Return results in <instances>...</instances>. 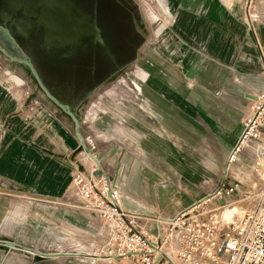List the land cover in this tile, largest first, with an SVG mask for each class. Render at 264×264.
I'll return each instance as SVG.
<instances>
[{
	"label": "rangeland",
	"instance_id": "obj_1",
	"mask_svg": "<svg viewBox=\"0 0 264 264\" xmlns=\"http://www.w3.org/2000/svg\"><path fill=\"white\" fill-rule=\"evenodd\" d=\"M110 1L75 4L92 13L96 26L107 29L111 57L88 35L83 49L68 53L67 43L44 46V24L23 36L14 30L15 13L0 18V26L9 31L42 84L76 113L79 132L99 161L97 168L84 154L73 122L45 96L28 67L0 51V88L6 93L0 99L11 108L0 121V150L13 131L61 160L68 178L63 192L44 195L0 176V264H133L141 254L95 261L85 256L114 254L118 242L110 239L98 208L89 200L101 196L103 174L115 186L129 224L144 239H154L159 224H167L158 223V218L171 219L219 186L222 169L257 106L242 93L263 94L264 57L259 46L260 55L249 56L248 34L238 45L228 42L217 52L201 38L205 32L197 27L202 20L195 21L209 5L203 8L197 0H127L146 33L138 42L130 13L126 18ZM225 1L229 5L231 0ZM242 1L250 26L264 28V0ZM184 18L187 24L182 27ZM254 143L243 146L229 163L231 171L238 174V165L245 163ZM236 178L241 180L239 174ZM85 189L91 197L84 196ZM238 199L217 196L202 207L216 209L212 213L217 215L235 208L238 215L244 208ZM3 242L67 255L32 258Z\"/></svg>",
	"mask_w": 264,
	"mask_h": 264
},
{
	"label": "built area",
	"instance_id": "obj_2",
	"mask_svg": "<svg viewBox=\"0 0 264 264\" xmlns=\"http://www.w3.org/2000/svg\"><path fill=\"white\" fill-rule=\"evenodd\" d=\"M257 106L247 117L246 123L229 156L224 179L192 211L183 210L165 227L159 224V238H143L133 231L114 208L118 203L107 192L111 189L105 181L101 196L90 200L98 208L110 239L116 242V258L128 254H141L133 264H264V94L258 96ZM251 148V163L238 168L241 180L226 184L229 163L243 149V142H255ZM85 189L86 198L91 193ZM111 195L113 192L111 191ZM238 196L244 208L238 215L226 219L223 214L212 213L202 207L217 196ZM118 205V204H117ZM123 214V212H122ZM124 215V214H123ZM135 228V227H134ZM158 250L149 243H157Z\"/></svg>",
	"mask_w": 264,
	"mask_h": 264
},
{
	"label": "crops",
	"instance_id": "obj_3",
	"mask_svg": "<svg viewBox=\"0 0 264 264\" xmlns=\"http://www.w3.org/2000/svg\"><path fill=\"white\" fill-rule=\"evenodd\" d=\"M197 1L202 3L203 8L209 5L208 9L201 12L195 22L196 24H198L202 20V22L198 24L199 27H197L199 31L205 32L201 38L205 37V40L209 41L208 44L216 48V52L217 49L220 50V47L226 46L228 42H232V45H234L235 43L236 45H238L239 40L243 39L245 35L247 36L248 34V38L251 41V48L249 49L251 54H249V56L256 57L260 55L257 47L259 46L261 54L264 57V28H259L260 25H257L255 27L254 24L250 26V22L248 21L247 15L244 12L245 2H243L242 0H231V6H235L232 9L230 8V4L228 5L225 0ZM252 1L253 0H250V4L252 3ZM186 24L187 23L184 18L182 27L186 26ZM246 28H248V31H246ZM194 29L195 28H192V30ZM241 61H243V59ZM255 89L257 90L258 88L256 87ZM261 92H263L264 94V86H261ZM1 95H6L4 88H0V96ZM248 96L254 97L255 100L258 97L256 95L254 96L251 94L242 93V98L246 101L249 98ZM240 105H244V103L242 102L240 103ZM8 107L9 105L2 99H0L1 122H4L7 119V116L11 110V108ZM11 123L13 124L12 120ZM61 135L65 141H67L69 144H72V141L68 136H64L63 134ZM39 145L38 143H34L30 138L27 139L24 136H19L13 131H10V133L6 134L3 144L4 148L0 150V176L10 180L17 187L24 190H35L44 195H58L67 187L68 178L66 177V167L61 160H56L55 158L44 154V151H42L43 148H41ZM246 146L248 147L249 145L246 144L245 147ZM250 153L247 157V160L244 161L245 163H240V165H238L237 170L240 166L248 165L251 163ZM234 160H236V156ZM226 166L227 164H225L224 168L222 169L223 176L218 182L219 185L224 179V169L226 168ZM237 176L238 174L231 171L229 168L225 183L227 185L233 184L234 179H238L236 178ZM216 188H214V190ZM112 192L113 195L117 194V191L115 189ZM191 205L192 203L179 212L186 210ZM118 206L124 214V210L120 206L119 202ZM178 213H175L173 216L168 218H174ZM125 217L127 216L125 215ZM62 259L64 261L65 258ZM90 259L95 261L107 259V257L100 259ZM60 264L68 263L61 262ZM83 264L90 263L84 262Z\"/></svg>",
	"mask_w": 264,
	"mask_h": 264
},
{
	"label": "bare ground",
	"instance_id": "obj_4",
	"mask_svg": "<svg viewBox=\"0 0 264 264\" xmlns=\"http://www.w3.org/2000/svg\"><path fill=\"white\" fill-rule=\"evenodd\" d=\"M3 6H4V9L0 11V18L3 20H7L10 17V15L15 13L16 17L14 19V30L20 35L25 36L30 30H34L38 28L40 24H44L46 26V29H45L46 36L44 38V43H43L45 47H48L51 42L56 43V45H63L67 43L69 45L67 52L75 53L76 51L83 49L85 45L84 35L89 36L90 34H93L96 38H98V36L96 35L97 33L96 30H93V29L88 30V29H84L80 27L79 24L82 21L81 19L79 20L76 19V17L74 16L75 14L72 12L73 4L69 3L67 0H3ZM39 9H40V12H38ZM102 48L106 49L103 44H102ZM72 113L76 116V113L74 112ZM78 144L81 150L84 152V150L82 149L80 145L79 140H78ZM242 144L243 146H245L247 143L243 142ZM88 150L90 151L89 148ZM88 159L90 158L88 157ZM94 165L96 166L95 163ZM96 167L98 168L99 166H96ZM111 187H112L111 191H113L115 189V186L113 187V184H111ZM112 197L114 198L115 196L112 195ZM199 204L200 203H195L193 206L190 207L189 210L192 211ZM187 209L186 211H189ZM233 211L234 210L225 211L223 212V216L226 219H229L230 216L233 215L234 213ZM124 218L127 221L125 215H124ZM170 221L171 219H161V218L158 219V223H161V222L169 223ZM127 224L130 226L128 221H127ZM132 230L136 231L138 233V236L143 238V241L145 240L144 237H142V235L137 230H134L133 228ZM150 246L158 250L157 243H152V245ZM12 249L16 252H23L26 255H30L32 258L42 259L41 257H38L37 255L28 253L26 251H21L20 249H16V248L15 249L12 248ZM137 254H133V255L128 254L125 257L127 258L135 257L136 258L139 256ZM85 256L89 258H93V259H100V258H106V257L110 259H114V260L119 259V258L114 257L115 254H109L107 256H100V255H85Z\"/></svg>",
	"mask_w": 264,
	"mask_h": 264
},
{
	"label": "water",
	"instance_id": "obj_5",
	"mask_svg": "<svg viewBox=\"0 0 264 264\" xmlns=\"http://www.w3.org/2000/svg\"><path fill=\"white\" fill-rule=\"evenodd\" d=\"M0 51L5 56L11 58L12 60L19 61L20 63H22L23 65L28 67L31 75L33 76V78L37 82V84L40 87V89L44 92L45 96L49 100H51L55 105H57L62 110V112H64L71 119V121L74 124V132H75L76 138L79 140L82 149L84 150L85 154L90 158V160H92L96 164V166H99L98 161L93 156V154L88 150V148L86 146V143H85L83 137L81 136V134L79 132V124H78V120H77L76 116L70 111V109H69V107L67 105L62 104L54 96H52V94L48 91V89L42 84L41 79L39 78L38 74L36 73V71H35L34 67L32 66V64L30 63V61L20 51L19 47L17 46V44L13 40L12 36L10 35L9 31L6 28L1 27V26H0ZM248 97L254 99V97H252V96H248ZM225 172H226V168L224 169V174H225ZM103 175H104L106 183L109 185L111 183L110 178L107 177L105 174H103ZM113 187H114V185H113ZM107 194L112 199L111 189L110 188H109ZM208 197H209V195L201 198L199 201H197L195 203H202L205 200H207ZM114 208H115L116 212L121 216V218L125 222H127L125 220V218H124V215L122 214L121 209L119 208V206L115 202H114ZM159 235L160 234L158 233V238H159ZM3 244H5L6 246L13 247V248L18 247L22 251H26L28 253H32L34 255H37L38 257H41L42 259L58 258V257H63V256L67 255V254H64V253L46 254V253L39 252L37 250H31V249H28V248H25V247H20V246H17L16 244L10 243V242H3ZM157 244H158V241H157Z\"/></svg>",
	"mask_w": 264,
	"mask_h": 264
},
{
	"label": "flooded vegetation",
	"instance_id": "obj_6",
	"mask_svg": "<svg viewBox=\"0 0 264 264\" xmlns=\"http://www.w3.org/2000/svg\"><path fill=\"white\" fill-rule=\"evenodd\" d=\"M69 3L73 4V8H72V12L75 14L74 16L76 17L77 20L81 19V23L79 24L80 27L84 28V29H93L96 30V35L98 36V38H96L93 34L89 35V38L92 39V41H94V43H96L99 48L105 53V55L107 57H111V52L109 50V35L106 33L105 27H101V26H96L94 24V22L92 21V13H90L89 11H85L82 8H79L78 5L75 4V0H67ZM111 3H109L112 7L117 8L118 10H120L121 12H123L125 14V17L127 18V16L130 13L129 16V22H130V26H132V33L135 37V39L140 42L141 40L145 39L146 33L143 32V30L140 27L139 24V20L135 17L134 14H132V12L129 10L128 7V2L127 0H111ZM88 18V19H86ZM78 25V24H77ZM86 39H84L85 42ZM102 44L104 45V47L106 49L102 48ZM78 52V51H76Z\"/></svg>",
	"mask_w": 264,
	"mask_h": 264
}]
</instances>
